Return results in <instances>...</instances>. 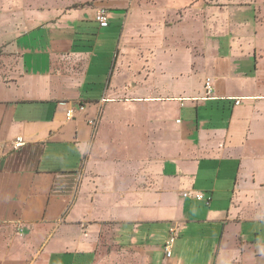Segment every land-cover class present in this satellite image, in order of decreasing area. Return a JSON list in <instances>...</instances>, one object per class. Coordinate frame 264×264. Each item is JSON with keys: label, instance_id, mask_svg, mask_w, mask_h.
<instances>
[{"label": "crops", "instance_id": "obj_1", "mask_svg": "<svg viewBox=\"0 0 264 264\" xmlns=\"http://www.w3.org/2000/svg\"><path fill=\"white\" fill-rule=\"evenodd\" d=\"M200 4L0 0V264L32 251L42 264H226L241 250L245 264L261 257L264 243L258 249L244 225L264 221V40L256 37L264 24L258 29L243 2L254 25L238 19L233 37L193 40L187 12ZM102 6L106 27L94 19ZM117 21L103 94L82 98L98 42L79 44L81 34L96 29L105 41ZM92 105L81 123L74 107L89 113ZM17 136L24 143L14 149ZM203 225L215 235L198 232L209 256L193 261L187 232Z\"/></svg>", "mask_w": 264, "mask_h": 264}, {"label": "rangeland", "instance_id": "obj_2", "mask_svg": "<svg viewBox=\"0 0 264 264\" xmlns=\"http://www.w3.org/2000/svg\"><path fill=\"white\" fill-rule=\"evenodd\" d=\"M200 1H201L200 6H202L203 8L201 12L200 11L195 12L194 10H192L191 12H187V16L189 15L188 21L193 24V25H189L187 23V35L190 38H193V40L196 39L199 40L201 37L207 39H213V40H218L220 37H224L223 38L224 40L227 37H233V35H235L238 32V31L234 32L236 28L235 26L237 24L236 21L238 19H239L238 23L247 22V21H242V19L244 18L246 20H249L248 21L249 24L254 25L255 24L253 20L254 18L253 19H249L248 17L246 18L245 13L247 9H251L253 10V12L255 10V12L257 13L259 18V20L256 22L258 25V29H260V24H264V0H200ZM238 2H241L240 5H237ZM243 2L249 4L250 8H246V10H241L242 7H245L244 4H242ZM236 7H241V8L239 9ZM249 13L251 14L252 11H249ZM221 22H224L225 25L219 28L220 26L219 23ZM120 26H121V21L113 22L111 25V29H109L108 31V33L110 32V35L106 38L105 41L103 37L99 36L96 29L93 30V33L81 34V38H80L81 41L79 44L87 45L91 43L94 44L96 41L98 42L97 44L98 58L93 62V65L91 66L89 72V78L87 80L88 84L84 88V93L82 98L85 99L99 98V96L103 94V91L106 86V82L108 80L107 73H109L114 58L113 50L117 42ZM1 32L2 31H0V33ZM1 35H3V33H1ZM256 37L259 41H263L264 29L258 30ZM200 48H195V50H197V53H202L205 55V51H204L205 49L203 50L204 47L201 48L202 51L200 50ZM209 53L210 52L206 53V57H207L206 59H209V57L212 56ZM199 59H201V57H199ZM206 59L203 63V67H206L208 64H210ZM192 66H194V64ZM209 68L210 67H207V69ZM193 73L195 74V71H193ZM212 79L213 77H211V75L206 74V76H204L203 78V82L205 83L206 81H210L212 84ZM74 109L81 123L86 118L90 117L95 110L93 105L91 106V110L89 111V113L87 111L77 110L78 109L77 106H75ZM38 206H35L33 209L36 210ZM203 227L204 225L202 226V228L193 227L190 232H187V239L189 243H191V247L190 248L188 247V256L193 261L203 262L207 258V256H209L210 247H205L203 243L204 239L198 237L197 234L201 230H204V232L207 231L208 233L207 235L209 236L208 237L209 241L211 240L213 241V236L215 235V232H211L212 229L211 228L208 229V226L207 229H204ZM244 228L248 232L247 233L248 239L253 240L254 238H256L257 248L258 249L261 248L262 246L261 244L264 243V221L256 222L254 225L251 223H246L244 225ZM38 240L42 241L43 237L40 236ZM1 242H3V240H1ZM260 252H262V255L260 258L256 257L257 262L255 264L258 263L264 264V249H261ZM245 255L247 257V254L241 250V253H239L237 257L229 259L228 261H226V264H245V261L247 260L245 258ZM28 256L26 255L22 261L16 262L15 264H42L41 251L38 252L32 251V254ZM65 257H67V255Z\"/></svg>", "mask_w": 264, "mask_h": 264}, {"label": "built area", "instance_id": "obj_3", "mask_svg": "<svg viewBox=\"0 0 264 264\" xmlns=\"http://www.w3.org/2000/svg\"><path fill=\"white\" fill-rule=\"evenodd\" d=\"M95 22L99 25V27H106L108 26V9L105 8V7H100L96 14H95ZM204 86H205V90H206V94L207 96H209L212 91H213V87H212V84L210 81H206L204 83ZM236 103H238V101H236ZM72 109H68L66 111V118L67 119H70L72 117ZM90 123L92 125L95 124V121L94 120H91ZM23 139L21 136H17L15 138V140L13 141V148L14 149H18L22 144H23ZM184 197H190L191 194L186 192L183 194ZM194 198L198 201H203L205 202L207 205L210 203L211 201V197L210 196H205L204 194H201V193H197L194 195ZM169 232H170V235H169V238L165 241L164 243V252L166 254L167 257H170L171 255V247H172V244L175 240V229L174 227L170 226L169 227Z\"/></svg>", "mask_w": 264, "mask_h": 264}]
</instances>
